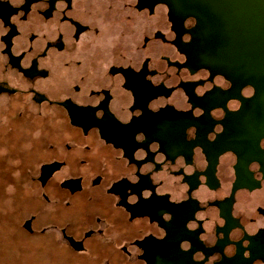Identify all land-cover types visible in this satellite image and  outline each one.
Here are the masks:
<instances>
[{
  "label": "flooded vegetation",
  "instance_id": "flooded-vegetation-1",
  "mask_svg": "<svg viewBox=\"0 0 264 264\" xmlns=\"http://www.w3.org/2000/svg\"><path fill=\"white\" fill-rule=\"evenodd\" d=\"M193 23L162 2L0 0V117L36 135L35 197L99 190L112 249L95 264H264L253 86L186 58ZM29 210L22 227L45 231ZM95 223L60 243L80 252Z\"/></svg>",
  "mask_w": 264,
  "mask_h": 264
},
{
  "label": "rangeland",
  "instance_id": "rangeland-1",
  "mask_svg": "<svg viewBox=\"0 0 264 264\" xmlns=\"http://www.w3.org/2000/svg\"><path fill=\"white\" fill-rule=\"evenodd\" d=\"M4 121L10 123V132L2 129ZM20 128L16 117H0V264H95L103 256L109 257L112 246L106 238L110 228L102 218L107 208L101 206L97 187L83 182L78 193L68 194L53 182L48 200L35 197V187L23 174L32 166L27 159L37 138L21 133ZM18 152L24 157L17 158ZM30 207L38 210L35 218L48 225L45 231L28 232L22 227ZM87 221L96 222L97 232L84 239L80 252L60 243V229L77 236Z\"/></svg>",
  "mask_w": 264,
  "mask_h": 264
},
{
  "label": "water",
  "instance_id": "water-1",
  "mask_svg": "<svg viewBox=\"0 0 264 264\" xmlns=\"http://www.w3.org/2000/svg\"><path fill=\"white\" fill-rule=\"evenodd\" d=\"M145 1L164 3L176 23L188 16L194 19L180 50L197 65L251 84L253 94L242 110L252 111L253 128L264 134V0Z\"/></svg>",
  "mask_w": 264,
  "mask_h": 264
}]
</instances>
